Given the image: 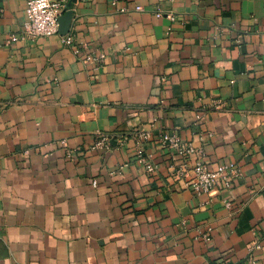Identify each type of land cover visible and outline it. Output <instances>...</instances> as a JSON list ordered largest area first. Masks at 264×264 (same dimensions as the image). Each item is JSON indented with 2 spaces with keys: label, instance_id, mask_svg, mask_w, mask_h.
<instances>
[{
  "label": "crops",
  "instance_id": "0c3cea01",
  "mask_svg": "<svg viewBox=\"0 0 264 264\" xmlns=\"http://www.w3.org/2000/svg\"><path fill=\"white\" fill-rule=\"evenodd\" d=\"M26 2L0 0V264H264V0H66L33 40ZM161 133L234 163L231 189L184 188Z\"/></svg>",
  "mask_w": 264,
  "mask_h": 264
},
{
  "label": "built area",
  "instance_id": "2783aa9c",
  "mask_svg": "<svg viewBox=\"0 0 264 264\" xmlns=\"http://www.w3.org/2000/svg\"><path fill=\"white\" fill-rule=\"evenodd\" d=\"M159 2L172 0H158ZM120 0H110V6L119 13H124L127 8L119 5ZM66 0H27L25 6L26 20L22 26V38L36 39L38 37H52L59 35V18L63 13ZM137 12H142L141 6H136ZM1 12V8H0ZM157 18L165 17L170 21L174 20L171 13L163 14L160 9L155 12ZM18 36H10L7 43H15L19 40ZM61 43L64 45H71L72 38L68 36H60ZM78 53V50H74ZM103 54L87 55L85 60L88 62H101L104 59ZM199 118V117H198ZM137 139L135 141V158L138 166L143 168L145 172L153 174L155 166L151 162L150 156L144 150V144L151 140L152 135L150 132L140 131L137 132ZM158 142L161 147L166 148L172 153L187 161L194 158V161L187 166L175 169L174 176L182 181L184 188L189 189L194 195H209L214 193L216 189L230 190L232 182L239 176V168L234 163H219L215 168L206 166L201 158L203 151L201 148L195 147L190 142L181 140L174 133H161L158 136ZM65 146L64 142H61ZM108 146V138L99 135V140L95 143L94 147ZM224 206L229 209L230 202H225Z\"/></svg>",
  "mask_w": 264,
  "mask_h": 264
},
{
  "label": "water",
  "instance_id": "95a60500",
  "mask_svg": "<svg viewBox=\"0 0 264 264\" xmlns=\"http://www.w3.org/2000/svg\"><path fill=\"white\" fill-rule=\"evenodd\" d=\"M71 20V13H66L59 18V34L64 33L68 28V23Z\"/></svg>",
  "mask_w": 264,
  "mask_h": 264
}]
</instances>
